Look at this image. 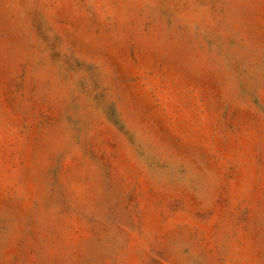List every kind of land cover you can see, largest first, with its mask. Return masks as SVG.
<instances>
[{
    "label": "rangeland",
    "instance_id": "374dc122",
    "mask_svg": "<svg viewBox=\"0 0 264 264\" xmlns=\"http://www.w3.org/2000/svg\"><path fill=\"white\" fill-rule=\"evenodd\" d=\"M0 264H264V0H0Z\"/></svg>",
    "mask_w": 264,
    "mask_h": 264
}]
</instances>
